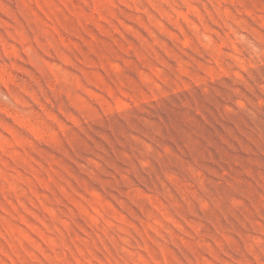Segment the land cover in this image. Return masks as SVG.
I'll return each mask as SVG.
<instances>
[{"label": "rangeland", "instance_id": "obj_1", "mask_svg": "<svg viewBox=\"0 0 264 264\" xmlns=\"http://www.w3.org/2000/svg\"><path fill=\"white\" fill-rule=\"evenodd\" d=\"M0 264H264V0H0Z\"/></svg>", "mask_w": 264, "mask_h": 264}]
</instances>
